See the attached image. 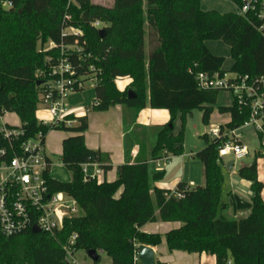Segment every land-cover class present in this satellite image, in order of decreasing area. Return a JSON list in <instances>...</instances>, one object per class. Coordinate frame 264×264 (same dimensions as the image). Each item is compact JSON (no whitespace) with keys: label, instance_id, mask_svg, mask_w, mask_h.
I'll list each match as a JSON object with an SVG mask.
<instances>
[{"label":"trees","instance_id":"obj_1","mask_svg":"<svg viewBox=\"0 0 264 264\" xmlns=\"http://www.w3.org/2000/svg\"><path fill=\"white\" fill-rule=\"evenodd\" d=\"M10 1L12 7L0 8V106L16 114L25 137L38 130L47 132L34 117L41 90L37 82L44 80L39 73L48 70L46 55L55 52L38 51L46 42H76L91 54L77 70L90 73L89 63L96 68L93 89L97 103L91 110L104 111L120 104L134 116L145 107L169 112V121L160 127L149 152L150 160L182 154L183 123L192 109L201 111L203 124L209 122L219 89L199 88L194 75L225 71L221 69L223 57L212 54L205 41H222L228 47L233 61L230 73L264 78V35L258 32L253 12L238 13L242 0H230L236 10L224 13L201 10V0H111L109 5L90 0ZM95 21L101 28L93 26ZM71 26L82 34H63ZM72 60L77 64V58ZM120 78L131 80L122 91L115 85ZM128 90L134 98H127ZM217 110L229 115L220 129H233L248 115L234 98L229 106ZM177 112L180 128L173 133ZM86 129L87 115L80 116L74 126L56 129L73 133L62 139L59 156L70 179L48 177L51 190L72 196L82 214L65 220L58 240L30 231L0 234V264H67L61 241L72 232L77 250L101 251L111 264H132L133 243H160L159 234L140 230L156 220L180 224L163 235L168 251L206 253L214 256L215 264L227 260L230 264H264V200L256 168L257 158L264 154L256 151L250 164L237 169V176L250 182L252 196L249 213L232 218L223 213L225 205L220 203L226 182L225 166L217 154L221 140L202 135L205 146L193 155L203 166V185L179 182L169 190L154 185L163 172L149 174L147 159L118 165L113 181L84 180V163L95 162L103 172L111 169L107 153L86 147ZM145 130L138 125L130 129L139 150L146 147Z\"/></svg>","mask_w":264,"mask_h":264},{"label":"built area","instance_id":"obj_2","mask_svg":"<svg viewBox=\"0 0 264 264\" xmlns=\"http://www.w3.org/2000/svg\"><path fill=\"white\" fill-rule=\"evenodd\" d=\"M10 7H12L10 0H0V8ZM237 11L240 14L253 12L258 20V32L264 35V0H242ZM64 17L69 19L70 16L65 13ZM99 24L95 21L93 26L99 27ZM66 33L82 34L75 26L63 30V34ZM38 51L55 52L46 55L48 70L39 73L44 75V80L40 84L41 90L34 111L36 122L40 127L46 128L47 132L74 126L78 123V118L86 115L97 103L93 100L92 104L87 106L72 105L68 100L71 94L83 89L86 81L95 83L94 64L87 65L90 73L82 74L77 71L91 54L84 52L76 42L58 45L46 42L39 46ZM73 57L77 58V64H74ZM194 79L201 89L229 91L236 104L247 109L246 119L237 127L220 129L218 126L210 129L206 135L209 139L221 140L217 154L223 165L225 166L227 162L223 161L226 156H232L230 160L233 165L237 159L249 154V147L241 141L242 133H237L240 128H251L256 135V151L264 154V78L233 73L227 75L225 72L222 74L197 72ZM5 113L7 112L0 106V234L10 236L31 232V228L35 226L39 230L38 233L58 240L65 220L80 216L82 212L72 196L64 191H53L48 184L51 162L44 150L47 132L38 130L32 137H25L20 123L9 125L3 120ZM168 159L169 157L165 156L155 160L156 167L160 169L162 163ZM89 167L93 168L92 172L89 171ZM81 168L84 180H101L99 178L103 170L97 163L87 162L82 164ZM75 239L76 234L72 232L61 241L67 264H81L75 257L77 251L74 246ZM139 245L133 243L132 264H142L138 253ZM226 264H230V261L227 260Z\"/></svg>","mask_w":264,"mask_h":264},{"label":"crops","instance_id":"obj_3","mask_svg":"<svg viewBox=\"0 0 264 264\" xmlns=\"http://www.w3.org/2000/svg\"><path fill=\"white\" fill-rule=\"evenodd\" d=\"M233 6V9L220 10L219 8L224 7L222 0L200 1V8L203 11L231 12L236 10V6ZM218 42L221 41H205V46L212 54L221 56V53L217 51ZM145 51H148V47ZM232 64L233 61L230 58V62L225 67L222 64L221 69L223 71L226 69L229 70ZM130 81V78L116 79L115 85L122 91L129 85ZM86 115L87 129L84 132L86 147L107 153L111 164V169L103 172L99 178L101 180L99 181H113L118 165L134 163L140 159H147L149 174L163 172L162 178L154 183L156 187L173 190L179 182H185L191 187L204 184L203 166L195 162V160L175 161L176 156H170L168 162L158 169L155 160L149 159V152L156 143L157 132L162 125L169 121V112L167 110L145 107L139 110L134 116L131 109L116 104L104 111H89ZM226 115L219 125H224L229 121V115ZM132 118H134V121ZM125 125L128 128H125ZM134 125L142 126L146 129V147L142 150H139L138 145L130 133V129ZM151 165H153V168H151ZM233 166L234 164L229 173L226 174V182L220 196V203L225 205L223 213L227 217L237 218L246 216L249 213L252 193L249 188L250 182L240 179L237 176V169L233 170ZM256 168L257 179L262 183L260 196L264 200V156L257 158ZM89 171L92 172L93 168L89 167ZM195 180H201L202 183L197 184ZM221 213L219 208L218 215ZM179 225L178 222H161L156 220L146 223L140 230L145 233L159 234L161 236L160 243H163L166 247L163 235L168 230ZM151 247L155 253L157 245ZM159 261L165 264H215V259L212 255L206 253H187L180 250L165 252Z\"/></svg>","mask_w":264,"mask_h":264},{"label":"rangeland","instance_id":"obj_4","mask_svg":"<svg viewBox=\"0 0 264 264\" xmlns=\"http://www.w3.org/2000/svg\"><path fill=\"white\" fill-rule=\"evenodd\" d=\"M69 1V0H68ZM94 3H99L103 5H109L111 0H90ZM72 2V0H70ZM224 7L219 8L220 10L233 9L234 4L230 0H222ZM102 24H99L101 27ZM215 42V41H210ZM218 52H220L221 57H223V65H227L230 62V57L228 55L227 46L221 41L218 42ZM225 69V68H224ZM227 75H230L228 69L224 70ZM69 102L73 105H90L94 100V89L91 81H86L84 83L83 89L74 92L68 97ZM232 101V96L229 91L220 89L216 95L215 104L213 105V111L210 115L208 124H203L201 122V111L198 108H194L190 113L186 114L184 119V140H183V151L180 156H176L175 161H186L195 160V162L201 164L199 160L193 157L194 153L201 150L205 146V142L202 139V135H207L212 128H216L222 122V120L227 116L226 114H220L217 110L220 106H229ZM94 110H90L92 112ZM170 117V116H169ZM3 120L9 125L19 124V119L14 113H5ZM180 128L179 112L173 120V133H176ZM237 133H242L241 141L249 147V154L245 157L237 159L234 162L233 170L238 169L241 165H247L252 162L254 153L257 149L256 135L251 131L250 127L240 128ZM73 134L69 131L63 130H52L46 133L44 140V150L45 155L49 158L51 162L49 174L52 178L60 181H68L70 179L69 171L59 162V156L61 153V141L64 137ZM232 156H226L223 161L226 162L230 160ZM174 161V162H175ZM168 161L162 163L166 164ZM155 164V163H154ZM153 168V165H151ZM225 175L229 173L224 169ZM197 184L202 183L201 180H195ZM168 250L163 243H160L156 247L154 253L155 259L159 261L161 257L164 256L165 252ZM76 259L81 264H111L109 257L103 253L99 252V259L94 262L87 255L84 250L78 249L75 254Z\"/></svg>","mask_w":264,"mask_h":264},{"label":"water","instance_id":"obj_5","mask_svg":"<svg viewBox=\"0 0 264 264\" xmlns=\"http://www.w3.org/2000/svg\"><path fill=\"white\" fill-rule=\"evenodd\" d=\"M99 32L101 34L104 33V30L103 29H99ZM41 84V81H38L37 82V85ZM126 96L128 99H131V98H134L135 97V94L131 91V90H128L127 93H126ZM169 126L171 127V124H169ZM232 161L229 160L226 162L225 164V169L227 171H230L231 170V167H232ZM39 230L33 226L31 228V233H38ZM86 252V255L94 262L97 261L98 259V253L93 250V249H90V250H87L85 251ZM138 253H139V258H140V261L142 264H157V260L155 259V255H154V250L151 246L149 245H145V244H140L139 247H138Z\"/></svg>","mask_w":264,"mask_h":264}]
</instances>
